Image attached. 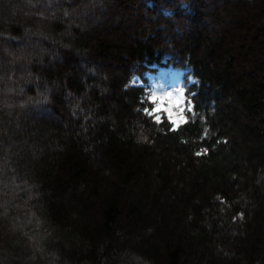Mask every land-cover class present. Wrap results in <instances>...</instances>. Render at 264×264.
I'll return each mask as SVG.
<instances>
[{
    "label": "trees",
    "instance_id": "trees-1",
    "mask_svg": "<svg viewBox=\"0 0 264 264\" xmlns=\"http://www.w3.org/2000/svg\"><path fill=\"white\" fill-rule=\"evenodd\" d=\"M7 1L0 264H264V0ZM161 68L177 131L145 115Z\"/></svg>",
    "mask_w": 264,
    "mask_h": 264
},
{
    "label": "rangeland",
    "instance_id": "rangeland-1",
    "mask_svg": "<svg viewBox=\"0 0 264 264\" xmlns=\"http://www.w3.org/2000/svg\"><path fill=\"white\" fill-rule=\"evenodd\" d=\"M20 1L21 2H19V0L13 1L14 3L17 2L16 6L18 9L16 11L17 12L16 17L19 16L21 18V20L24 18L22 20V24H24L26 26H35V23L39 19L38 18H35V19L31 18L30 19L29 17H26L28 15V8L30 6L28 4V1H26V0H20ZM10 6H11V4H9L7 0H0V9L1 10L4 9V7L8 8ZM51 14L52 15L50 16V18L53 19L54 14L53 13H51ZM63 17L65 20H67L70 27L74 26L73 21H71L65 14H63ZM0 18H3L1 13H0ZM3 20H5V19H3ZM15 20H18V19H14V20H10V21L15 22ZM29 43L30 42L25 41L24 45L19 46L20 51L21 50L25 51V50H28L30 48H34V46H37V45L33 46L32 44H29ZM35 48H37V47H35ZM3 67H4V69H7L11 73V76H12V80L10 81L11 84L16 82L17 80H20L22 76H24V75L28 76L29 75V73H26V71L24 69H22V67H20V65L17 66L12 62L6 63ZM159 76H160V80L158 82H155V81L151 82L149 96H151L153 94H156V95L171 94L173 97H177V98L183 97L185 99L184 91H183L182 86H181V73H179L177 71H161L157 75V77H159ZM180 107H182L183 109H185L187 107L186 100H185V104L180 105ZM176 110L177 109H173V111H176ZM27 121L28 120H25V123H27V125H30L31 122H27ZM18 128L15 131L10 132V134H9L10 138H12V136L15 135V133L16 134H25L24 129L21 130L20 128L19 129ZM14 147H16V146L12 143V140L10 139L8 144H6V146L2 148V151H1L2 154L1 155L5 156L6 155L5 152L10 151L11 149H14ZM1 179H2V173H0V180Z\"/></svg>",
    "mask_w": 264,
    "mask_h": 264
},
{
    "label": "snow or ice",
    "instance_id": "snow-or-ice-1",
    "mask_svg": "<svg viewBox=\"0 0 264 264\" xmlns=\"http://www.w3.org/2000/svg\"><path fill=\"white\" fill-rule=\"evenodd\" d=\"M149 103L153 106L145 111V115L149 113L155 117L156 122H162L165 116L171 123V130L177 131L181 125L188 123V117L184 115V109L180 105L185 104L183 97H173L171 94L156 95L153 94L148 97ZM194 105L188 108V111H193ZM173 109H177L173 111ZM164 113V116L159 115ZM199 155V153H198Z\"/></svg>",
    "mask_w": 264,
    "mask_h": 264
}]
</instances>
